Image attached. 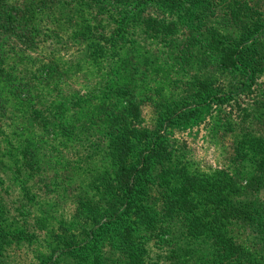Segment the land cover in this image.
I'll return each mask as SVG.
<instances>
[{
	"label": "rangeland",
	"instance_id": "1",
	"mask_svg": "<svg viewBox=\"0 0 264 264\" xmlns=\"http://www.w3.org/2000/svg\"><path fill=\"white\" fill-rule=\"evenodd\" d=\"M47 1L39 9L35 2V10L23 22L17 20L16 29L0 26V194L15 199L9 206L10 221L22 228L28 219L39 227L33 230L38 239L22 238L8 245L2 264H39L65 236L87 239L94 214L99 217L104 211L93 203L89 210L76 206L92 193L95 174L112 171L110 134L104 135L108 122L101 120L86 130L78 124L79 129L72 132L71 124L78 122L69 104L73 98L83 108L82 113L76 109L78 119L97 114L103 101L119 110L127 99L134 100L140 106L138 124L159 132L174 164L223 182L238 201L264 209L258 158L253 151L243 155L239 144L247 130L264 136V71L251 80L242 71L226 70L219 64L218 52H213L206 39V27L219 26L230 40L240 34L226 26L222 17H214L220 13L221 0H176L175 5L169 0L145 4L139 0L121 4ZM3 3L0 0V19ZM250 4L264 12V0H250ZM31 14L34 17L28 22ZM147 15L175 23V32L167 38L145 32L141 18ZM32 25L35 30H27ZM192 35L197 41L194 56L183 63L177 54ZM198 80L206 85L201 87ZM122 84L129 91L121 95L115 89ZM134 144L131 163L137 162L145 147L144 141ZM227 233L264 257V239L244 223L232 220ZM164 238L167 241L157 245L149 241L150 262L157 259L156 264H168L165 256L176 238ZM99 239L102 250L118 247L111 230L100 233ZM190 247L197 250L189 255L195 264L208 261L209 243L195 239ZM89 264H95L94 257Z\"/></svg>",
	"mask_w": 264,
	"mask_h": 264
},
{
	"label": "trees",
	"instance_id": "2",
	"mask_svg": "<svg viewBox=\"0 0 264 264\" xmlns=\"http://www.w3.org/2000/svg\"><path fill=\"white\" fill-rule=\"evenodd\" d=\"M3 1L1 12L4 17L0 19V26H9L11 30L16 29L14 24L17 20L23 22L25 15L35 10V2L40 5L37 6L38 9L49 3L47 0H32V3L27 0L12 3ZM112 1L121 4L129 0ZM149 1L152 0H139V4ZM169 1L175 5L178 0ZM263 15L264 12L256 10L250 0H221L220 13L214 14V17H222L226 26L240 33L230 40L219 26L206 27L208 44L213 52H218L219 64L224 69L240 70L251 80H255L258 72L264 71ZM33 17L31 14L27 18L28 22H32ZM141 22L145 32L162 38H167L176 29L175 23H166L164 19L152 15L143 16ZM88 26L91 28V24ZM30 29L34 31V25L27 28ZM39 30L37 29L38 35ZM195 37L196 35L191 36V42H182L181 52L177 54L181 62L188 63L194 56L192 49L197 43ZM96 45L98 52L102 54V45ZM198 83L201 87L206 85L202 80H198ZM115 91L122 95L129 90L126 89V84H122ZM198 95L201 96L202 93ZM69 104L74 112L72 116L78 120L76 124H71L72 132L79 129L78 124H82L86 130L101 120L108 122L104 135L110 134L108 158L112 171L108 172L106 169L102 175L95 174L90 184L92 193L88 192L76 206L78 210H89L93 203L94 207L104 210L99 217L94 214L93 228L87 239L77 240L73 236H65L61 244H58L59 247L43 257L39 264H89L92 257L95 264H156L157 259L149 261V241L157 245L160 241H167L164 238L166 235L176 238L169 254L165 256L168 264H195L189 256L190 251L197 254V250L190 247L195 239H203L211 248L210 255H207L208 261L204 264H264L263 255L248 251L233 235L227 233L228 223L236 220L256 232L261 240L264 239V209L250 202L238 201L232 192L227 191L223 182H216L207 175L194 173L183 165L174 164L173 154L159 137V132L138 124V103L127 99L125 106L116 110L105 106L107 101H103V107L97 108L98 113L93 112L89 119H78L80 114H77L76 109L79 107L82 113L83 108L77 105V100L73 98ZM37 111L34 112L39 115ZM175 111L178 112V109ZM64 127L68 129L67 124ZM0 130L2 134V129ZM136 140L144 141L145 147L140 150L137 162L131 163ZM239 144L243 155L253 151L257 156L261 177L264 178V136L255 130H247L242 133ZM89 145L93 147V143L90 142ZM1 148L3 149L0 145V150ZM5 149L11 153L7 145ZM91 151L87 153L88 158ZM108 193L110 196L106 197ZM9 196L11 195L0 194L1 264L4 260L3 252L14 240L26 238L31 242L38 239L33 231L39 228L37 223L29 224L26 219L25 226L21 228L14 220L10 221L12 217L8 215L11 213L9 206L14 205L15 199ZM90 211L93 212V209ZM178 222L181 223L177 225ZM108 230L113 231L114 237L119 240L118 247L102 250L99 235ZM158 256L163 257L161 253Z\"/></svg>",
	"mask_w": 264,
	"mask_h": 264
}]
</instances>
